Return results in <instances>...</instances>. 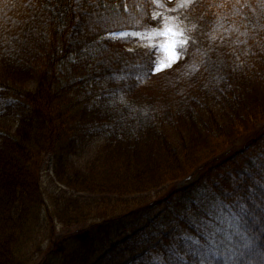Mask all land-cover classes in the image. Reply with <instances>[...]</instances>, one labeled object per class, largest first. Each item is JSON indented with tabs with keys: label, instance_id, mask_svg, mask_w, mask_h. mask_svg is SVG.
Returning <instances> with one entry per match:
<instances>
[{
	"label": "trees",
	"instance_id": "1",
	"mask_svg": "<svg viewBox=\"0 0 264 264\" xmlns=\"http://www.w3.org/2000/svg\"><path fill=\"white\" fill-rule=\"evenodd\" d=\"M157 13L0 0V264H264V0H195L154 74L153 52L102 37Z\"/></svg>",
	"mask_w": 264,
	"mask_h": 264
},
{
	"label": "rangeland",
	"instance_id": "2",
	"mask_svg": "<svg viewBox=\"0 0 264 264\" xmlns=\"http://www.w3.org/2000/svg\"><path fill=\"white\" fill-rule=\"evenodd\" d=\"M153 2V0H151ZM194 0H161V6L157 7L156 4H154V6L156 7L157 10H159V15H157V18L155 19L156 23L155 26L156 28H153L149 31H147L146 33H143V35H148L151 34L153 31L155 30H159L162 29L166 24H168L169 26H175V28L177 30H182L183 31V35L185 38H187V42L189 41V30L190 27L187 23V20L184 19V15L180 13V11H184L187 10L190 5L193 3ZM183 4V6H181ZM183 15V17H182ZM136 42L134 44L135 48L138 49H147L149 50L151 53L153 52L155 55V59L156 62L158 61H167V55L165 54L164 50L160 47L161 44H166L168 42L169 38H166L164 36H157L155 37L152 41H151V45L150 46V42L148 39H144L141 38L140 35H136V36H132ZM188 44V43H186ZM186 44H182V45H178L177 46V52L179 53V59L176 63H178L181 59V49L184 48V46ZM184 45V46H183ZM172 64V67L176 64ZM171 67V68H172ZM155 68V67H154ZM170 68H165L164 70L160 71V72H155L154 74H159L165 70H168ZM14 127V126H13ZM50 170H51V166H50V160L47 159L45 161V163H43L42 166V173H41V179L44 185V189L48 190L50 193H54L57 192V194L59 193V191H61L62 189L59 188V190L56 188L55 185H53L52 183V176L50 175ZM193 182V179H187L186 181L180 182L175 184V189L177 191H181L186 189L191 183ZM70 195H72L70 193ZM142 238V236L140 237ZM147 237L142 238L141 240L138 239V241H144L146 240ZM159 241L157 239H155V241L151 244V247L155 246ZM139 254H135V255H131V256H125L124 258L121 259V264H125L126 262L132 260L133 258L141 255L142 252H138ZM101 258V255L94 257L89 264H96L97 261Z\"/></svg>",
	"mask_w": 264,
	"mask_h": 264
},
{
	"label": "snow or ice",
	"instance_id": "3",
	"mask_svg": "<svg viewBox=\"0 0 264 264\" xmlns=\"http://www.w3.org/2000/svg\"><path fill=\"white\" fill-rule=\"evenodd\" d=\"M76 2L80 3L81 0H76ZM153 3L156 4L157 7L161 6V0H153ZM181 6H183V4ZM157 15L159 14L158 13L154 14L153 19H156ZM111 35L115 36L116 33L113 32L111 33ZM119 35L121 38H123L124 36H127L128 33L122 32ZM138 35H140L141 38L148 39L150 42V46H152L151 41L157 36H164L166 38H169L166 44L160 45V47L164 50L165 54L167 55V61L156 62L154 68L155 72H160L165 68H171L172 64L176 63L179 59V53L176 50L177 46L187 43V38L184 37L182 30H177L175 26H169L166 23L162 29L155 30L151 34H148L146 36L143 34H138Z\"/></svg>",
	"mask_w": 264,
	"mask_h": 264
}]
</instances>
